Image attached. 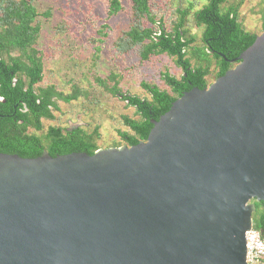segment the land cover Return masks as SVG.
<instances>
[{
	"label": "water",
	"instance_id": "1",
	"mask_svg": "<svg viewBox=\"0 0 264 264\" xmlns=\"http://www.w3.org/2000/svg\"><path fill=\"white\" fill-rule=\"evenodd\" d=\"M228 62L137 145L0 153V264H245L264 202V32Z\"/></svg>",
	"mask_w": 264,
	"mask_h": 264
},
{
	"label": "trees",
	"instance_id": "2",
	"mask_svg": "<svg viewBox=\"0 0 264 264\" xmlns=\"http://www.w3.org/2000/svg\"><path fill=\"white\" fill-rule=\"evenodd\" d=\"M161 0H107L106 12L97 30V53L112 35L113 20L128 15L127 29L116 37L114 47L122 53L137 50L141 61L165 55L180 70V77L164 72L161 81L140 83L144 92L130 94L120 87V77L111 72L93 81L104 94L126 102L132 115L121 114L118 140L101 146L98 127L88 130L78 122L60 124L57 114L63 106L87 99L89 92L79 84L61 91L54 84L42 85L43 53L37 47L39 16L30 0H0V153L33 159L70 153L93 155L104 148L131 147L146 141L152 128L172 103L192 88H207L218 77L233 69L230 63L264 32V13L260 31L247 30L240 22L243 0H204L194 10L192 3L167 13ZM262 12V11H261ZM260 12V13H261ZM41 15L48 19L50 12ZM189 22L198 30L191 31ZM223 57H222V56ZM46 123L48 125L46 126ZM55 123V124H52ZM252 227L264 238V202L251 200Z\"/></svg>",
	"mask_w": 264,
	"mask_h": 264
},
{
	"label": "rangeland",
	"instance_id": "3",
	"mask_svg": "<svg viewBox=\"0 0 264 264\" xmlns=\"http://www.w3.org/2000/svg\"><path fill=\"white\" fill-rule=\"evenodd\" d=\"M30 1L39 14L36 21L41 31L37 47L44 60L42 85L50 83L58 90L68 91L69 86L79 84L82 90L89 92L87 99L81 97L63 106L65 114H57L58 123L78 122L88 130L97 126L102 147L118 140L116 130L122 128L119 117L121 114L132 115L133 109L125 107L126 102L104 94L93 81L94 77L104 78L113 72L120 77V87L124 91L139 95L144 92L140 86L143 81L166 88L161 81L162 73L180 77L179 68L168 56L157 55L141 61L137 50L122 53L114 47L116 37L128 27V15L113 20L112 35L100 45L97 53V30L105 16L107 0ZM161 1L167 13L178 5L185 7L188 2L193 4L194 10L204 3V0ZM46 11L51 14L48 19L41 15ZM263 13L264 0H243L239 9L240 22L247 30L259 32ZM189 27L198 34L192 22Z\"/></svg>",
	"mask_w": 264,
	"mask_h": 264
},
{
	"label": "built area",
	"instance_id": "4",
	"mask_svg": "<svg viewBox=\"0 0 264 264\" xmlns=\"http://www.w3.org/2000/svg\"><path fill=\"white\" fill-rule=\"evenodd\" d=\"M245 264H264V238L253 227L245 233Z\"/></svg>",
	"mask_w": 264,
	"mask_h": 264
},
{
	"label": "flooded vegetation",
	"instance_id": "5",
	"mask_svg": "<svg viewBox=\"0 0 264 264\" xmlns=\"http://www.w3.org/2000/svg\"><path fill=\"white\" fill-rule=\"evenodd\" d=\"M260 232V231H259ZM261 234V233H260Z\"/></svg>",
	"mask_w": 264,
	"mask_h": 264
}]
</instances>
